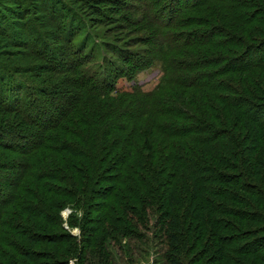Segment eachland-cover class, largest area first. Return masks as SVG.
Returning <instances> with one entry per match:
<instances>
[{
    "label": "trees",
    "instance_id": "1",
    "mask_svg": "<svg viewBox=\"0 0 264 264\" xmlns=\"http://www.w3.org/2000/svg\"><path fill=\"white\" fill-rule=\"evenodd\" d=\"M225 1L208 36L160 40L191 49L151 91L79 63L28 94L2 78L0 264H107L142 231L163 264H264V0L241 17Z\"/></svg>",
    "mask_w": 264,
    "mask_h": 264
},
{
    "label": "rangeland",
    "instance_id": "2",
    "mask_svg": "<svg viewBox=\"0 0 264 264\" xmlns=\"http://www.w3.org/2000/svg\"><path fill=\"white\" fill-rule=\"evenodd\" d=\"M225 2L0 0V82L2 78L1 83L6 85L19 82L15 84L22 89L19 94H24L26 88L28 94L34 92L32 87L34 90L42 87L50 77L69 79L73 73L71 69L64 71L65 68L79 63L82 77L96 66L99 70L107 68L111 80H116V72L125 70L127 76L122 74L117 78L121 87L137 84L142 90L151 91L162 79L165 54L175 62H187L186 55L191 46L181 47V39L183 36H188V40L190 36H208L210 29L217 28L208 24L218 17L216 14L222 13L220 7L226 6ZM232 3L233 15L241 17L251 13L256 0H232ZM178 36L179 48H166L160 43L162 39L171 41L172 37ZM258 55L255 54L254 58ZM131 56L155 64L149 67L151 69L140 71L128 65ZM52 58L56 61L52 62ZM7 66L19 70L17 75L10 76L2 71ZM72 212L70 206H65L59 215L63 227L78 236L82 213L80 210ZM71 213L74 215L70 217ZM69 220L74 226L69 225ZM142 232L148 236L147 242L134 239L125 247L108 243L110 260L107 264H163L159 255L162 246L151 232ZM68 264H75L74 259H69Z\"/></svg>",
    "mask_w": 264,
    "mask_h": 264
}]
</instances>
